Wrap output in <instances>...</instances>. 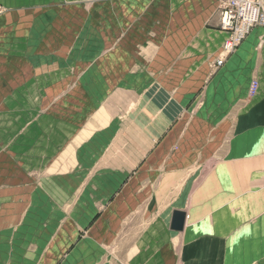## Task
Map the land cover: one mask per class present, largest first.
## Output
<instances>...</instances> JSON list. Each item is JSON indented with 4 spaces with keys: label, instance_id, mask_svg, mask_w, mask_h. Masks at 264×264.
<instances>
[{
    "label": "crops",
    "instance_id": "obj_1",
    "mask_svg": "<svg viewBox=\"0 0 264 264\" xmlns=\"http://www.w3.org/2000/svg\"><path fill=\"white\" fill-rule=\"evenodd\" d=\"M0 3V180L41 173L43 149L113 143L128 150L115 230H140L130 264H264L263 26L216 67L219 0Z\"/></svg>",
    "mask_w": 264,
    "mask_h": 264
},
{
    "label": "rangeland",
    "instance_id": "obj_2",
    "mask_svg": "<svg viewBox=\"0 0 264 264\" xmlns=\"http://www.w3.org/2000/svg\"><path fill=\"white\" fill-rule=\"evenodd\" d=\"M218 15L219 10L213 17ZM119 138L125 141L128 134L120 133ZM113 146L75 149L72 155L64 148L43 149L40 156L48 164L41 166V173H28L27 180H0L7 215L14 221L2 236L7 256L0 264H130L132 258H142L130 253L135 247L131 240L140 230H120V225L115 230L113 193L119 181L113 170L116 162L127 159L128 150Z\"/></svg>",
    "mask_w": 264,
    "mask_h": 264
},
{
    "label": "built area",
    "instance_id": "obj_3",
    "mask_svg": "<svg viewBox=\"0 0 264 264\" xmlns=\"http://www.w3.org/2000/svg\"><path fill=\"white\" fill-rule=\"evenodd\" d=\"M219 28L228 33L223 45V57L216 61V67L224 64L225 58L234 53L250 32L259 26L264 27V0H219ZM4 7L0 3V14ZM259 82L254 80L249 94L256 96Z\"/></svg>",
    "mask_w": 264,
    "mask_h": 264
},
{
    "label": "water",
    "instance_id": "obj_4",
    "mask_svg": "<svg viewBox=\"0 0 264 264\" xmlns=\"http://www.w3.org/2000/svg\"><path fill=\"white\" fill-rule=\"evenodd\" d=\"M185 213L181 211H176L173 219V229L181 230L185 224Z\"/></svg>",
    "mask_w": 264,
    "mask_h": 264
}]
</instances>
